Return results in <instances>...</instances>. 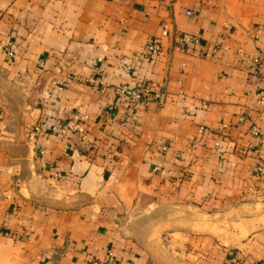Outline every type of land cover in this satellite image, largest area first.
Returning <instances> with one entry per match:
<instances>
[{"label":"crops","instance_id":"1","mask_svg":"<svg viewBox=\"0 0 264 264\" xmlns=\"http://www.w3.org/2000/svg\"><path fill=\"white\" fill-rule=\"evenodd\" d=\"M5 42L0 264H162L158 225L186 264H264V0H0Z\"/></svg>","mask_w":264,"mask_h":264},{"label":"built area","instance_id":"2","mask_svg":"<svg viewBox=\"0 0 264 264\" xmlns=\"http://www.w3.org/2000/svg\"><path fill=\"white\" fill-rule=\"evenodd\" d=\"M160 32L162 34L166 33L165 25L161 27ZM178 38L184 44L196 41V36L194 34H189V33H181L178 35ZM146 49L150 54H156L159 50L158 39L155 37L152 38L148 42ZM0 50L9 57L14 55L12 44L9 42L0 44ZM100 82L102 81L100 80ZM147 92H148V88L143 84H137L134 86H128L126 84H117L114 86V93L117 96V98L127 105H134L135 103L142 101ZM155 95L159 97L160 92H155ZM34 128L40 129L41 125L36 124ZM199 128L200 130H203V127L200 126ZM255 129H256L255 127H252L251 131L254 132ZM259 168L260 167H257L256 169L258 170ZM105 262L109 263L111 261L105 260Z\"/></svg>","mask_w":264,"mask_h":264},{"label":"rangeland","instance_id":"3","mask_svg":"<svg viewBox=\"0 0 264 264\" xmlns=\"http://www.w3.org/2000/svg\"><path fill=\"white\" fill-rule=\"evenodd\" d=\"M145 220V219H142ZM165 227H162L160 225L157 226L156 228H151L152 232L148 233L149 237L155 238L156 243H153L152 248H154L156 256L162 260V264H186L185 260L183 257L179 254L178 250L170 247V246H165V243L160 242L161 236H160V231L163 230ZM144 227L142 226L141 231L143 230ZM155 229V230H154ZM142 234V233H141ZM163 245H162V244Z\"/></svg>","mask_w":264,"mask_h":264}]
</instances>
